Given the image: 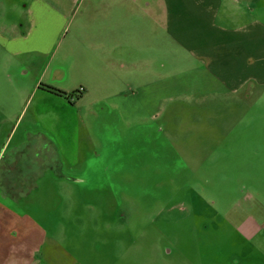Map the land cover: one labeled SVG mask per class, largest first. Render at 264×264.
Here are the masks:
<instances>
[{
	"label": "rangeland",
	"instance_id": "obj_1",
	"mask_svg": "<svg viewBox=\"0 0 264 264\" xmlns=\"http://www.w3.org/2000/svg\"><path fill=\"white\" fill-rule=\"evenodd\" d=\"M128 10L143 72L94 70L104 51L75 33L96 11L51 23L28 70L0 45V264H264V89L223 97Z\"/></svg>",
	"mask_w": 264,
	"mask_h": 264
},
{
	"label": "crops",
	"instance_id": "obj_2",
	"mask_svg": "<svg viewBox=\"0 0 264 264\" xmlns=\"http://www.w3.org/2000/svg\"><path fill=\"white\" fill-rule=\"evenodd\" d=\"M130 6L131 13H137V16L150 13L156 37L164 30L175 48L186 51L201 66L204 75L212 78L223 97L231 98L239 93L247 97L264 89V0H0V45L10 57L23 56L22 65L28 70L30 58L26 56L36 49L42 53V45L54 35L50 32L51 23L57 22L60 26L71 13L79 10L83 13L96 11L97 17L102 14V20L83 21L75 33V38L82 41L93 37L91 45L104 51L101 59L91 53L97 62L101 60L94 70L118 77L114 69L128 73L133 65L143 72L145 56L140 63L129 62L135 52L141 54L127 42ZM143 26L140 25L141 29ZM128 51L134 52L129 56ZM125 52L129 56L127 61L123 59ZM49 68L47 65L41 77L45 72L49 77ZM45 85L37 82L35 91L46 100L53 96L66 97L47 90ZM85 91L81 100L90 93ZM47 113L43 111L40 115L44 117ZM213 120L204 121L201 140L223 136L225 128L220 125L221 121ZM215 123H218L217 127Z\"/></svg>",
	"mask_w": 264,
	"mask_h": 264
},
{
	"label": "trees",
	"instance_id": "obj_3",
	"mask_svg": "<svg viewBox=\"0 0 264 264\" xmlns=\"http://www.w3.org/2000/svg\"><path fill=\"white\" fill-rule=\"evenodd\" d=\"M45 88L47 90H49L51 92H54V93H57L59 95H63V96H67L68 95L66 91H64V90H62L60 88H57V87H55L53 85H45Z\"/></svg>",
	"mask_w": 264,
	"mask_h": 264
}]
</instances>
